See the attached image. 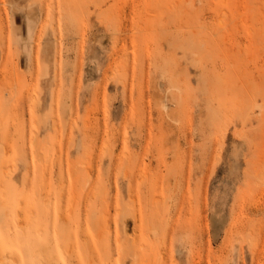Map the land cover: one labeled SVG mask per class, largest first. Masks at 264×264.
Here are the masks:
<instances>
[{
  "label": "rangeland",
  "instance_id": "rangeland-1",
  "mask_svg": "<svg viewBox=\"0 0 264 264\" xmlns=\"http://www.w3.org/2000/svg\"><path fill=\"white\" fill-rule=\"evenodd\" d=\"M0 264H264V0H0Z\"/></svg>",
  "mask_w": 264,
  "mask_h": 264
}]
</instances>
